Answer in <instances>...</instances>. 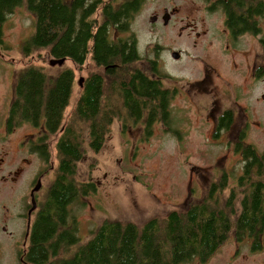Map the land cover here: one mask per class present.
I'll use <instances>...</instances> for the list:
<instances>
[{
	"label": "trees",
	"instance_id": "trees-1",
	"mask_svg": "<svg viewBox=\"0 0 264 264\" xmlns=\"http://www.w3.org/2000/svg\"><path fill=\"white\" fill-rule=\"evenodd\" d=\"M23 5L35 17L25 55L32 57L35 50L39 54L36 62L30 59L15 83L7 115L8 132L28 123L41 129L45 126L47 136L60 135L54 145L60 166L33 224L24 254L26 263L19 264L206 262L232 230L238 239L264 234V151L239 144L235 150L242 153L245 161L243 174L235 178L236 186L228 188L229 179L224 174L211 184L204 199L192 201L186 208L168 216H154L144 225L107 219L82 242L77 226L70 224L69 207L95 187L90 183L76 184L78 163L87 149L100 151L116 119L121 120L124 115L141 119L144 109L155 100L153 97L162 95L163 107L161 112L154 110L149 114L148 131L150 122L159 114L167 120L170 99L159 88L164 79L172 77L160 71L161 80L150 81L130 69L135 56H127L122 37L115 39L112 35L127 25L128 16L123 12L127 4L113 8L110 0H0L1 48L5 46L3 26L7 16ZM99 10L100 17H95ZM89 55L98 63L87 69L83 64ZM115 58H121V68L107 70ZM61 59L71 61L79 72L96 75L87 79L82 93L80 89L79 101L72 107L74 69L67 67L50 81L44 64ZM102 95L109 97V110L98 114L97 101ZM227 189V197H220ZM221 199L225 200L224 206L220 205Z\"/></svg>",
	"mask_w": 264,
	"mask_h": 264
},
{
	"label": "rangeland",
	"instance_id": "rangeland-1",
	"mask_svg": "<svg viewBox=\"0 0 264 264\" xmlns=\"http://www.w3.org/2000/svg\"><path fill=\"white\" fill-rule=\"evenodd\" d=\"M162 1L164 2L157 0L149 3L145 14L160 8ZM174 3L184 4L185 1L174 0ZM100 14L99 10L95 17H100ZM34 21V15L25 5L18 7L13 14L7 16L3 26L5 46L0 47V264H19V255L24 249L22 242L26 220L22 224V219L17 214L28 203V199L23 198L29 194V185L23 179L24 175L18 184L10 181L4 183L1 176H7L11 169L20 165L23 157L32 158L25 152L21 141L24 140V135L39 132L28 123L9 133L6 129L15 83L28 67L30 59L36 62L39 54V50H35L32 57L25 55L26 42L34 31ZM208 21L219 24V19ZM177 26L179 24L172 23L168 27L158 26L156 30L149 31L145 17L137 18L134 28L139 38L140 53L144 54L143 51L152 48L147 47L150 44L161 42L163 68L160 70L172 75V78L164 79L163 85L168 87L174 83L179 87L180 92L176 91V97L171 101V130L167 131L169 125L160 122L163 121L161 114L158 122L150 125L149 131V126L145 123L148 115L137 123L124 115L121 120L114 121L111 132L98 153L87 149L76 167L74 181L76 184L93 182L96 185L95 192L84 195L69 207L71 220L77 226L82 242L89 239L107 219L144 225L154 216L163 217L171 210L186 208L190 202L204 199L211 184L218 181L224 172L229 179L228 188L237 185L235 178L241 174L243 158L235 148L226 146L224 139L232 138L233 134L235 137L240 129L223 133L224 139L217 137L216 132L212 131L215 113L224 106L225 100L220 108L217 102L206 104L205 98L218 85V77H207L205 81H198L201 73L198 66L188 64L186 59L179 64L168 61L165 56L167 50L179 46L188 48L186 40L179 41ZM198 26L202 27L200 19ZM112 35L116 39L117 36L122 37V32L116 30ZM37 63H40L39 60ZM44 64L50 81L67 67L74 69L76 78L86 75L85 71L79 72L69 60L61 64L53 61L52 64L49 61ZM251 84L252 87L249 88ZM73 86L79 95L80 89ZM263 92L264 79L247 83L238 98L225 102L226 106L240 103L249 109L253 124L246 130L247 141L253 143L259 152L264 151V125L260 124L263 125L260 127L255 123L264 121V102L258 100ZM199 97L202 110L197 104ZM118 101L121 104L122 97ZM209 107L214 109L213 118L208 115ZM69 110L70 108L66 115ZM59 136L52 134L48 138L56 167L58 161L55 159L54 145ZM35 167L37 166L33 164L30 168ZM54 177L55 172L51 174V179L54 180ZM228 194L227 189L220 197L224 196L225 199ZM224 201L221 199L220 205L224 206ZM3 225L6 231H15L16 238L5 234ZM233 233L234 230L231 235ZM17 241H21L20 246ZM188 264H264V251L254 253L245 245L238 248L234 237H230L208 261L193 260Z\"/></svg>",
	"mask_w": 264,
	"mask_h": 264
},
{
	"label": "flooded vegetation",
	"instance_id": "flooded-vegetation-1",
	"mask_svg": "<svg viewBox=\"0 0 264 264\" xmlns=\"http://www.w3.org/2000/svg\"><path fill=\"white\" fill-rule=\"evenodd\" d=\"M110 1L113 2V8H117L121 4L123 7L127 4V8L123 11L127 14L126 16H128V19L127 25L122 28V46L126 45L124 49L127 56L133 54L136 58L132 62L133 65H130V69L143 74L148 80H161L159 72L161 71L160 68H163L161 56L163 45L161 42L156 41L147 46L152 48L143 51L144 54L140 53L139 38L134 27L137 18L142 16L146 19L147 29L149 31L156 30L158 26L168 27L172 23L173 25L179 24V26H177V35L180 38L179 41L186 40L188 42V48L179 46L167 50L165 56L169 62L179 64L183 63L186 59L188 64H195L199 67L201 72L198 81H205L207 77H218V85L207 93L205 98L206 104L210 105L211 102H217L218 107L221 108L223 100L226 102L227 100L233 99L234 101L238 98L243 86L245 87L247 83L259 82L264 79V0H184V4H176L174 0H164L160 8L153 10L148 15L145 13L147 12V7L150 6L149 3H154L157 0ZM123 9L124 8H122V10ZM122 19H124V17H122ZM185 19H187V21H185ZM199 19L202 27L198 26ZM210 19H219V24L208 21ZM117 38H119V36H117ZM176 55H178V58H176ZM95 63L98 62L91 59V55H89L83 65L89 69ZM121 65V58H115L113 61L109 62L106 69H114L116 71L121 68ZM166 73L172 77L169 72L166 71ZM80 76L79 78L74 76L73 84L81 89L82 93L87 79L96 77V75L86 74L85 76ZM97 77L101 78L100 75ZM107 78L109 79V77ZM248 87L251 88L252 84ZM159 89L161 92L167 94L165 98L170 99L168 103L171 111L172 98L174 99L176 97V91H178V93L180 92L179 87L174 83H171L168 87H164L162 82V87ZM234 94L235 97L233 96ZM80 95L81 94L78 95V92H75V89H73L70 104H77ZM153 98L155 100L151 101V105L144 109V116L139 120L137 119L138 121L133 119V122L136 121L137 123L148 115L145 123L149 126V114L154 110L156 112H161L163 107V96H158L157 99L156 97ZM200 99L201 97L197 100V104L199 109L202 110ZM258 100L264 102V92L260 95ZM94 102H96V100H94ZM225 102L224 106L215 113V118H213L214 109L209 107L208 115L210 114L213 118L212 131L214 133L216 132L217 137L219 136L224 139L225 133L235 130L238 131L240 129L239 132L235 134V137L233 134L232 138L224 139L226 142L225 145L235 149L239 144L254 146L253 143L247 141L246 136V130L253 124V120L250 119L251 115L249 109L244 108L245 106L240 103L226 106ZM158 103L162 104L158 105ZM97 110L98 114L109 110V97L102 95L98 98ZM124 110L127 112V109ZM204 113L207 112L204 111ZM159 119L160 117L157 116L155 118L156 121H153V118L150 124L158 122L157 120ZM161 119L163 120L160 121L161 123L163 122L169 125L166 130H171V118L168 116L166 118L167 120L162 117ZM124 124L127 125V122H124ZM255 124L262 127L264 121H258ZM63 128L64 126L61 130ZM6 129L8 132V126ZM12 130L15 129L13 128ZM37 130L39 131L38 133L24 135V140L21 141V145L25 152L32 156V158L27 156L23 157L20 165L11 169L7 176H1L2 182L4 183L10 181L12 184H18L21 182V178L24 175L23 179H26L29 185V194L25 195L23 198V200L28 199V203L23 205L21 211L17 214V217L22 219V224L24 220H26V230L22 242L24 249L19 255V261L22 263H26L24 256L25 247H28L30 243L33 224L35 223L38 211L41 204L47 199L49 190L56 179L58 167L60 166L57 157L59 152L54 149L55 159L58 161L57 167L55 166V160L53 159L54 152L50 148L48 139L51 135L47 136L48 130L45 126L43 129L37 128ZM242 158L241 174L239 175H242L244 172L245 160L243 155ZM1 160L3 161L4 158H1ZM33 164L37 166L35 169L30 168ZM54 172L55 177L54 180H52L51 174ZM226 172L229 173L228 170H226ZM224 174L226 173L224 172ZM49 175L50 178L47 179ZM83 183L93 184L96 188V185L91 181ZM90 192H95V190L88 191V194H90ZM83 196L84 195H81L80 199ZM33 199L36 203V207L32 209ZM173 211L174 210L169 211L165 216L170 215ZM70 224H72V220H70ZM5 229L6 227L3 225L5 234L10 235L12 238H16L17 233L15 231H6ZM230 237H234L238 248L241 247V245H245L254 253H261L264 251V234L245 235L239 239L235 234H230L228 239ZM20 242L21 241H17L19 246Z\"/></svg>",
	"mask_w": 264,
	"mask_h": 264
},
{
	"label": "water",
	"instance_id": "water-1",
	"mask_svg": "<svg viewBox=\"0 0 264 264\" xmlns=\"http://www.w3.org/2000/svg\"><path fill=\"white\" fill-rule=\"evenodd\" d=\"M176 58H178V55H176ZM63 61H65L64 59H61L58 63L61 64ZM51 64H52V61H51ZM36 207V203L33 199V204H32V209Z\"/></svg>",
	"mask_w": 264,
	"mask_h": 264
}]
</instances>
